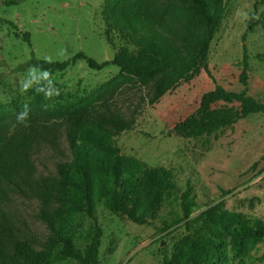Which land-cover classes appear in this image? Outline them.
<instances>
[{"label":"rangeland","instance_id":"obj_1","mask_svg":"<svg viewBox=\"0 0 264 264\" xmlns=\"http://www.w3.org/2000/svg\"><path fill=\"white\" fill-rule=\"evenodd\" d=\"M0 0V108L16 100L28 102L29 92L39 88L51 107L66 104L75 109L85 101L95 107V117L117 115L125 128L113 129L110 148L134 156L149 166L173 171L180 191L192 187L196 206L191 217L222 202L223 207L243 213L252 223L264 221V112L240 117V103L216 102L207 114L195 116L189 128L176 127L200 106L202 95L216 84L226 90L245 92L264 103V28L260 15L264 0H213L214 36L208 53L209 71L189 81L163 72L149 79L124 73L115 65L101 70L84 61L63 72L49 74L17 67L35 56L64 60L79 51L103 62L121 47L136 56L140 46L132 44L117 29L106 24L105 0H18L5 5ZM153 6L170 3L191 5L194 0H146ZM252 32L245 33L248 23ZM179 30L180 26H176ZM15 31L31 35V44L15 37ZM206 26L193 27L195 40H202ZM170 36L174 43L171 61L178 69L192 63L185 36ZM248 55V83L240 75L244 52ZM166 81L170 90L157 98L158 84ZM5 117L1 133L14 135ZM71 123L65 118L40 119L28 125V144L17 151V168L0 178V231L4 256L0 264L14 257L19 264H31L18 252L23 244L38 252L57 254L55 241L68 231L69 204L60 198L59 168L72 163ZM106 151L92 155L101 162ZM97 219L103 229L100 264H172L174 244L188 230L179 199L171 198L144 225L121 220L100 202ZM74 245L86 252L94 231V220L75 214ZM54 264H82L64 259ZM225 264H264V239L240 261Z\"/></svg>","mask_w":264,"mask_h":264},{"label":"trees","instance_id":"obj_2","mask_svg":"<svg viewBox=\"0 0 264 264\" xmlns=\"http://www.w3.org/2000/svg\"><path fill=\"white\" fill-rule=\"evenodd\" d=\"M213 0H194L193 4L170 3L153 6L146 0H105L103 18L111 29H117L132 44L140 46L137 56L127 47L119 48L112 59L98 62L95 58L79 51L64 60H47L35 56L21 63L17 70L38 69L49 74L63 72L78 61H84L89 68L101 70L108 65L119 67L124 73L149 79L163 72L175 73L184 81H189L202 70L209 71L208 53L214 36V16L210 12ZM18 0H5V5L17 4ZM199 22L206 26L205 36L195 41L191 36L193 27ZM264 28V12L260 15ZM185 36L186 47L193 56L192 63H183L178 69L171 61L174 43L170 36L180 38L178 29ZM254 29L249 22L243 38ZM15 37L31 44L28 31H15ZM264 54V52H263ZM244 69L240 75L243 85L248 83V55L244 52ZM166 81L158 84L157 98L170 90ZM28 102L12 101L0 108V178L14 172L18 166L17 151L28 144V125L40 119L65 118L71 123L70 142L75 160L60 166V198L69 204L68 231L55 241L60 245L57 254L38 252L27 246L18 245V252L31 264H54L64 259H73L82 264H100L99 248L103 229L97 219V203L114 213L121 220H130L144 225L171 198L179 199L188 230L174 244L172 264H225L229 259L240 261L256 244L264 239V221L250 222L237 211L223 207L219 202L207 207L191 217L196 206L192 187L180 191L173 171L164 166H149L134 156L120 153L118 148H110L108 141L113 129L125 128V123L117 115L95 117V107L91 101L80 103L77 108L61 104L51 107L39 88L29 92ZM240 103V117L264 112V103L245 92L226 90L216 84L205 92L200 106L176 127L189 128L191 120L200 114H207L209 106L216 102ZM5 117L10 120V130L14 135L1 133ZM21 117V120H18ZM106 151L101 162L94 164L95 151ZM83 214L94 220V231L86 252L74 245L76 227L71 224L75 214ZM4 256L3 235L0 231V259ZM8 264H19L12 257Z\"/></svg>","mask_w":264,"mask_h":264},{"label":"clouds","instance_id":"obj_3","mask_svg":"<svg viewBox=\"0 0 264 264\" xmlns=\"http://www.w3.org/2000/svg\"><path fill=\"white\" fill-rule=\"evenodd\" d=\"M18 120H21V117H18Z\"/></svg>","mask_w":264,"mask_h":264}]
</instances>
